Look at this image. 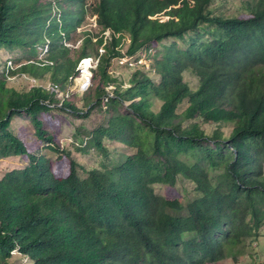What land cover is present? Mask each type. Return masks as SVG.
Instances as JSON below:
<instances>
[{
  "label": "trees",
  "instance_id": "1",
  "mask_svg": "<svg viewBox=\"0 0 264 264\" xmlns=\"http://www.w3.org/2000/svg\"><path fill=\"white\" fill-rule=\"evenodd\" d=\"M214 1L0 0V52L20 54L9 75L37 79L19 89L0 73V161L27 159L0 179V264H216L257 242L264 227V0L244 1L232 16L212 10ZM89 20L90 31L81 33ZM72 35L83 40L71 60L64 42ZM149 50V74L120 64ZM87 59L98 66L84 109L47 90L65 91ZM117 62L130 78L109 74ZM109 88L114 97L105 102ZM53 110L81 119L103 112L105 121L79 140L77 152L95 148L106 158L105 143L116 142L133 154L109 169L84 170L55 147L42 118ZM23 115L46 149L68 162L65 176L13 133ZM180 183L193 186L185 201L156 192Z\"/></svg>",
  "mask_w": 264,
  "mask_h": 264
},
{
  "label": "rangeland",
  "instance_id": "2",
  "mask_svg": "<svg viewBox=\"0 0 264 264\" xmlns=\"http://www.w3.org/2000/svg\"><path fill=\"white\" fill-rule=\"evenodd\" d=\"M244 1L247 0H215L211 8L217 14L223 13L225 16H232L238 12V7ZM41 2H53V0H41ZM57 18H59V16H57ZM89 24L90 20L87 22V25L83 28L82 32L78 31V34H81L83 32H89ZM99 32L100 29L97 31H92V33L96 35ZM105 37H108L107 41L110 40V35L106 34ZM82 40L83 39L79 38V36L72 35L70 42H64L66 47L69 48L71 51V60L74 59V51L81 47ZM99 53L101 54L103 52L100 51ZM17 55L12 56L7 52H0V73L5 72V74H7V80L11 86H16L19 89L25 87H33V84L36 83H33V79L37 80L36 78L30 77L29 82L27 75H9V72L11 70H17V68H19V66H15L16 63L12 59ZM42 56L43 55H41L40 58H43ZM96 65L97 63L95 62V66ZM82 68L83 65L80 67V71H84ZM88 69H90V67ZM108 71L109 74H114V76H118L122 80L130 78L129 75H132V73H129L126 68L122 67L118 62L112 64ZM77 72H79V70H77ZM144 72L149 74V72L146 70H144ZM1 76L2 75L0 74V77ZM80 80L81 79H79L78 81ZM185 80H187L192 87L196 85V81L189 77H186ZM98 82L99 79L97 78L96 81H94V84L96 85L98 84ZM124 86L125 88H128L130 85L124 84ZM62 92H64L65 95L63 101L72 100L77 104L78 108H85L83 102L84 94H82L83 92L79 88H76L74 84L67 85L65 91ZM62 95L63 94L59 93V98L57 97V99L60 100L63 97ZM60 101L63 102L62 100ZM61 105L62 104H59L57 106L60 107ZM90 107L85 109V112H87ZM158 108L159 104L154 103L151 108V111L157 112ZM42 118L46 123V127L50 135H52L53 137L55 147H59L60 149H66L67 151H69L71 153V157L75 159L84 170H91L93 168L100 169L102 164H104L106 168L109 169L116 163L120 162L122 160V157L133 154L132 150L116 142L105 143V147L107 148L106 158H104L101 153L98 152L95 148H91L90 153L86 155H83L75 150V148L80 145L79 140H86V136H88L92 130L97 128L101 123L105 121L103 112L99 113L94 110L86 119H81L77 114L53 110L47 115H42ZM206 128H211V126H206ZM12 130L13 133H15L17 136H19L26 142V149L29 153L44 154L50 159L52 165L51 168L55 172L56 176L62 177L66 175L68 162L64 159L58 160L59 155L54 154L52 151L46 149V145L42 141H40L37 135L35 134V128L32 124L31 119L28 118L27 115L15 117L13 120ZM26 165L27 159L25 157L1 160L0 179L7 172L14 169H22ZM79 174L81 177H86V174L82 169L79 170ZM156 192L159 195L164 196L168 200L182 199L183 201H185L192 197L193 186L189 183H180L175 188L159 187L156 189ZM16 253L17 252H14V254ZM233 253L234 254L231 255L229 254L226 260L216 264H264V227L262 228L261 236L256 243L253 244L252 242L247 241L246 243L237 247ZM20 262L21 264H28L26 260Z\"/></svg>",
  "mask_w": 264,
  "mask_h": 264
},
{
  "label": "built area",
  "instance_id": "3",
  "mask_svg": "<svg viewBox=\"0 0 264 264\" xmlns=\"http://www.w3.org/2000/svg\"><path fill=\"white\" fill-rule=\"evenodd\" d=\"M93 25L94 28L96 27V22L95 20H93ZM106 34L110 35V32H107L104 34V40L105 42L108 40V37L106 38ZM96 42V41H95ZM103 52V50H100ZM153 51L154 50H149V51H144L141 55H139L136 59H125V60H120V64L124 65V64H128V66L130 68H138V69H142V70H146L149 72L150 68H151V56L155 55V51H154V55H153ZM103 54V53H101ZM92 64L90 65V69H88L86 72L85 71H81V75L78 78H73L72 79V83L74 84V86H76V88H79L83 93L85 94L86 92H88L92 85H93V79H94V74L93 71L97 69L98 66V62L96 61L97 65L95 66V62L94 61H90ZM85 77V82L83 84L79 83V79H83ZM36 80L33 79V83H35ZM34 85V84H33ZM112 89L113 88H109V92L107 94V97L105 99V102L108 101L109 98H113L114 95L112 93ZM47 90H49L51 93L55 94L56 97L59 96V93L63 94L62 98L60 100H64L63 98L65 97L64 92H62L63 90H61V88L58 85H53L50 84L47 87ZM77 91V90H76ZM59 98V97H58ZM48 105V104H47ZM53 107V106H50Z\"/></svg>",
  "mask_w": 264,
  "mask_h": 264
},
{
  "label": "clouds",
  "instance_id": "4",
  "mask_svg": "<svg viewBox=\"0 0 264 264\" xmlns=\"http://www.w3.org/2000/svg\"><path fill=\"white\" fill-rule=\"evenodd\" d=\"M48 49V44L44 47V48H42V47H40L39 48V52L41 53V55H44L45 54V52H46V50ZM42 51H44V52H42ZM88 61H94V62H96L95 60H93V59H87ZM86 62V60H83V61H81L80 62V64H79V75L77 76V77H74V78H78V77H80V75H81V71H80V67L83 65V63H85ZM92 64V63H91ZM90 64V65H91ZM95 71V70H94ZM93 71V72H94Z\"/></svg>",
  "mask_w": 264,
  "mask_h": 264
},
{
  "label": "bare ground",
  "instance_id": "5",
  "mask_svg": "<svg viewBox=\"0 0 264 264\" xmlns=\"http://www.w3.org/2000/svg\"><path fill=\"white\" fill-rule=\"evenodd\" d=\"M86 61H88V60H86ZM89 63H90V61H88Z\"/></svg>",
  "mask_w": 264,
  "mask_h": 264
}]
</instances>
